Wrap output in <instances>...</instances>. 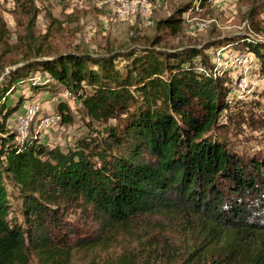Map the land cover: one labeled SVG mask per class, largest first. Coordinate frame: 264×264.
<instances>
[{
  "label": "trees",
  "instance_id": "1",
  "mask_svg": "<svg viewBox=\"0 0 264 264\" xmlns=\"http://www.w3.org/2000/svg\"><path fill=\"white\" fill-rule=\"evenodd\" d=\"M16 5L35 16L33 0ZM180 15L157 24L174 34ZM219 42L250 51L264 74V37ZM207 50L157 39L101 53L36 47L1 72L0 264H71L80 254L94 264H264V110L231 96ZM34 67L54 83L28 78ZM25 79L74 96L86 131L72 146L6 127L23 100L6 94ZM55 109L71 121L65 99Z\"/></svg>",
  "mask_w": 264,
  "mask_h": 264
},
{
  "label": "rangeland",
  "instance_id": "2",
  "mask_svg": "<svg viewBox=\"0 0 264 264\" xmlns=\"http://www.w3.org/2000/svg\"><path fill=\"white\" fill-rule=\"evenodd\" d=\"M139 1L133 10L122 14L119 0H33L36 14L32 18L17 7L16 0L10 4L0 0V15L6 29L5 40L0 42V74L23 61L24 55L36 47L52 54L67 50L101 53L147 43L151 39L168 45H205L208 46L205 59L212 64V72L234 87L231 96L259 102L261 108L256 109L257 113L264 110V74L259 70L257 59L242 46L214 43L234 32L264 37V0ZM180 7L181 27L176 33L173 34L170 27L157 24L159 19ZM35 68H31L28 78L54 83L45 72ZM65 91L60 87L52 91H34L29 79L11 87L6 101L12 103L18 96L23 100L7 118L6 127L22 138L36 136L42 142L63 149L72 146L85 133L86 127L76 112L74 96L69 91L67 97L63 96ZM59 99H65L73 110L69 122L57 116L55 105ZM33 101L42 106V111L26 130L21 131L17 116L24 112L26 103ZM80 257L81 254L71 264H94L89 257ZM152 264L179 263L161 256Z\"/></svg>",
  "mask_w": 264,
  "mask_h": 264
},
{
  "label": "built area",
  "instance_id": "3",
  "mask_svg": "<svg viewBox=\"0 0 264 264\" xmlns=\"http://www.w3.org/2000/svg\"><path fill=\"white\" fill-rule=\"evenodd\" d=\"M5 1L7 4L13 3L14 0H2ZM121 3V8L120 12L122 14L128 12L129 10H133L135 7V4L138 2L140 3L139 0H132V1H127V0H119ZM69 94L68 90L63 93V96L67 97ZM54 100V99H52ZM50 101V100H49ZM25 110L22 114L17 116V123L19 128L22 130H26V127L28 124L33 121L35 116L39 114L42 111V106L37 103L36 101L29 102L28 104L26 103L25 105ZM42 124L44 123V120H41ZM18 139H22V137L17 136Z\"/></svg>",
  "mask_w": 264,
  "mask_h": 264
},
{
  "label": "water",
  "instance_id": "4",
  "mask_svg": "<svg viewBox=\"0 0 264 264\" xmlns=\"http://www.w3.org/2000/svg\"><path fill=\"white\" fill-rule=\"evenodd\" d=\"M11 67H9L6 71H8Z\"/></svg>",
  "mask_w": 264,
  "mask_h": 264
}]
</instances>
